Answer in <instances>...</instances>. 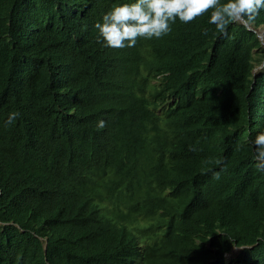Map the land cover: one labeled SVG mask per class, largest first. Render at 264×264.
Masks as SVG:
<instances>
[{"label":"trees","instance_id":"obj_1","mask_svg":"<svg viewBox=\"0 0 264 264\" xmlns=\"http://www.w3.org/2000/svg\"><path fill=\"white\" fill-rule=\"evenodd\" d=\"M133 2L0 0V264H264V47L211 9L103 46L95 24Z\"/></svg>","mask_w":264,"mask_h":264},{"label":"clouds","instance_id":"obj_2","mask_svg":"<svg viewBox=\"0 0 264 264\" xmlns=\"http://www.w3.org/2000/svg\"><path fill=\"white\" fill-rule=\"evenodd\" d=\"M210 9L209 23L215 25L217 31L226 33L232 22L242 21L248 25L255 21L260 10L264 9V0H227L224 3L221 0H135L133 3L114 6L103 15L102 22L95 24V28L102 38L103 46L123 49L134 47L140 38H161L171 31L170 25L177 18L183 23H189L208 13ZM204 35H207V31ZM98 42L101 41L98 39ZM18 115L19 113H11L6 124H11ZM97 126L105 127V121H98ZM250 143L254 148L256 168L264 172V131L258 133ZM206 163L220 161L209 159ZM214 178L219 180L220 174L215 173ZM234 250L238 251L237 254L227 259V255ZM239 250L240 248L233 247L223 254V259L228 262L234 260ZM134 259L141 260L137 255Z\"/></svg>","mask_w":264,"mask_h":264},{"label":"bare ground","instance_id":"obj_3","mask_svg":"<svg viewBox=\"0 0 264 264\" xmlns=\"http://www.w3.org/2000/svg\"><path fill=\"white\" fill-rule=\"evenodd\" d=\"M94 3H95V2H94ZM239 23L242 24L241 22H239ZM189 26H190V24L188 25V27H189ZM244 26H245V25H244ZM247 26L251 29V30H249V29L245 26V27L247 28V30L255 32V35L257 36V34H256V29H257V28H256V29H253V27H252L251 25H249V24H248ZM259 27H261V26H259ZM259 27H258V28H259ZM239 29H240V28H239ZM245 33H247V32H245ZM246 35L248 36V34H246ZM257 38H258V37H257ZM258 40H259V39H258ZM245 41H247V40H245ZM259 42H260L261 46H264L260 40H259ZM246 43H248V42H246ZM255 50H256V49H255ZM255 50H253V51H255ZM253 57H254V56H253ZM253 59H254V58H253ZM117 60H118V59H117ZM161 76H162V75H161ZM159 78H161V77L159 76ZM260 81H261V80H260ZM260 83H261V82H260ZM162 86H163V85H162ZM128 91H129V89H128ZM128 91H127V92H128ZM221 92H222V91H221ZM214 94H215V93H214ZM218 94H221V93H218ZM119 96H120V95H119ZM121 96H122V95H121ZM119 98H120V97H119ZM258 100H259V99H258ZM134 101H135V100H134ZM137 101H138V100H137ZM222 101H223V100H222ZM263 102H264V101H263ZM140 103H141V102H140ZM140 103H139V104H140ZM259 105H260V104H259ZM160 114H162V113L160 112ZM259 119H260V118H259ZM260 122H261V121H260ZM263 123H264V122H263ZM67 126L69 127L70 125H67ZM67 126H66V127H67ZM71 126H72V125H71ZM262 126H263V125H262ZM140 127H141V126H140ZM259 127H260V126H259ZM260 128H261V127H260ZM67 130H68V129H67ZM69 130H70V129H69ZM151 131H152V130H151ZM253 135H254V134H253ZM226 144H227V143H226ZM229 144H230V143H229ZM230 145H231V144H230ZM167 156H168V155H167ZM200 157H201V155H200ZM220 158H221V157H220ZM220 160H221V159H220ZM220 160H219V161H220ZM222 161H223V160H222ZM223 162H225V161H223ZM254 164H255V163H254ZM222 165H223V164H222ZM220 166H221V165H220ZM253 166H254V165H253ZM223 168H224V167H223ZM220 169H221V168H220ZM199 170H200V169H199ZM215 170H216V171H219V169H218V170L215 169ZM225 170H226V169H224L223 171L225 172ZM228 170H229V168H228ZM216 171H215V172H216ZM223 171L221 170V172H223ZM226 171H227V170H226ZM226 173H228V172H226ZM221 174H222V173H221ZM224 174H225V173H224ZM66 175H67V174H66ZM186 176H187V175H186ZM259 180H260V179H259ZM135 188H136V187H135ZM135 188H134V189H135ZM169 188H170V187H169ZM136 189H137V188H136ZM168 194H170V193H169V190H168ZM108 195H109V194H108ZM108 195H107V196H108ZM101 197H102V196H101ZM119 198H120V197H119ZM103 199H104V198H103ZM106 199H108V198H106ZM113 199H114V198H113ZM104 200H105V199H104ZM105 201H106V200H105ZM108 202H109V201H108ZM108 202H107V203H108ZM110 202H111V199H110ZM110 202H109V203H110ZM237 202H238V201H237ZM114 204H115V203H114ZM178 204H179V203H178ZM176 207H177V206H176ZM210 207H211V206H210ZM207 208H208V207H207ZM218 208H219V207H218ZM174 209H175V208H174ZM209 209H210V208H209ZM103 210H106V208H104ZM109 210H110V209H109ZM109 210H106V211L110 212ZM113 210H114V209H113ZM116 210H117V209H116ZM170 210H171V209H170ZM176 210H177V209H176ZM202 210H203V209H202ZM205 210H206V209H205ZM207 210H208V209H207ZM207 210H206V212H207ZM220 210H221V212L223 211L222 209H220ZM220 210H219V211H220ZM227 210H228V209H227ZM106 211H105V212H106ZM210 211H211V210H210ZM217 211H218V209H217ZM102 212H103V211H102ZM239 212H241V209L239 210ZM261 212H262V211H261ZM103 213H104V212H103ZM103 213H102V214H103ZM113 213H114V212H113ZM115 213H117V212H115ZM208 213H209V212H208ZM218 213H219V212H218ZM230 213H231L232 215H234L235 212H234V213L230 212ZM99 214H101V212H99ZM225 214L227 215L228 213H223V214L220 213L221 216H222V215H225ZM238 214H239V213H238ZM244 214H245V213H244ZM117 215H118V213H117ZM207 215H208V214H207ZM229 215H230V214H229ZM235 215H236V214H235ZM115 216H116V214H115ZM209 216H210V215H209ZM236 216H237V215H236ZM240 216H241V214H240ZM245 216H246V215H245ZM113 217H114V215H113ZM227 217H229V216H227ZM227 217H226V218H227ZM237 217H238V216H237ZM180 219H181V216H180ZM213 219H214V218H213ZM216 219H217V218H216ZM221 219H222V218H221ZM229 219H230V218H229ZM236 219H237V218H236ZM84 220H85V219H84ZM100 220H101V219H100ZM108 220H109V219H108ZM219 220H220V219H219ZM223 220H224V219H223ZM238 220H239V219H238ZM241 220H242V219H241ZM115 221H116V220H115ZM117 221H118V220H117ZM120 221H121V220H120ZM120 221H119V222H120ZM185 221H186V220H185ZM188 221H190V220H188ZM210 221H211V219H210ZM210 221H209V222H210ZM212 221H213V220H212ZM221 221H222V220H221ZM224 221H226V223H227V220H224ZM236 221H237V220H236ZM100 222H101V221H99V222H97V223H100ZM123 222H124V221H123ZM123 222H122V223H123ZM219 222H220V221H219ZM232 222H233V221H232ZM241 222H242V223H243V222L245 223L246 221H241ZM250 222H251V221H250ZM112 223H113V222H112ZM202 223H203V222H202ZM215 223H216V222H215ZM217 223H218V221H217ZM226 223H225V225H226ZM230 223H231V222H230ZM242 223H241V224H242ZM246 223H248V222H246ZM246 223H245V224H246ZM140 224H141V223H140ZM218 224L221 225V223H218ZM218 224H217V225H218ZM241 224H240V225H241ZM248 224H249V223H248ZM83 225H85V224H83ZM210 225H212V223H211ZM215 225H216V224H215ZM229 225H230V224H229ZM229 225H228V226H229ZM86 226H88L87 228H89V225H86ZM113 226H114V225H113ZM126 226H127V225H126ZM200 226H201V224H200ZM203 226H206V224L203 225ZM228 226H227V227L224 226V227L227 229ZM230 226H231V225H230ZM236 226H237V225H236ZM249 226H252V225H249ZM249 226H248V228H249ZM254 226H255V225H253V229L256 228V227H254ZM90 227H91V226H90ZM218 227H219V225H218ZM218 227H217V228H218ZM241 227H242V226H241ZM243 227H244V225H243ZM262 227H263V226H262ZM114 228L117 229V228H116V225H115ZM225 228H224V229H225ZM232 228H233V226H232ZM239 228H240V226H239ZM244 228H245V227H244ZM244 228H243V229H244ZM260 228H261V227H260ZM263 228H264V227H263ZM263 228H262V230H263ZM83 229H84V228H83ZM115 229H114V230H115ZM222 229H223V228H222ZM230 229H231V228H230ZM117 230H118V229H117ZM246 230H247V229H246ZM115 231H116V230H115ZM124 231H125V230H124ZM130 231H131V230H130ZM195 231H196V230H195ZM224 231H225V230H222V232H224ZM229 231H230V230H229ZM239 231H240V230H238V232H239ZM242 231H244V230H242ZM220 232H221V230H220ZM227 232H228V231H227ZM238 232H236V234H238ZM249 232H251V231H249ZM260 232H261V231H260ZM121 233H122V232H121ZM214 233H215V232H214ZM217 233H218V232H217ZM239 233H240V232H239ZM241 233H242V232H241ZM241 233H240V234H241ZM257 233H259V231H257L256 234H257ZM77 234H79V233H77ZM81 234H82V233H81ZM113 234H114V233H113ZM115 234H116V233H115ZM137 234H138V233H137ZM226 234H227V233H226ZM230 234H233V231H232V233H230ZM234 234H235V233H234ZM234 234H233V235H234ZM85 235H86V234H84V236H85ZM111 236H112V235H111ZM146 236H148V235H146ZM223 236H224V235H223ZM225 236H226V235H225ZM80 237H81V236H80ZM136 237H138V236L136 235ZM151 237H152V236H151ZM227 237H228V236H227ZM227 237H226V238H227ZM247 237H248V236H247ZM77 238H78V237H77ZM83 238H85V237H83ZM112 238H114V237L112 236V237L110 238V241H111ZM206 238H207V237H206ZM222 238H223V237H222ZM222 238H221V239H222ZM244 238H245V237H244ZM249 238H250V237H249ZM257 238H258V237H257ZM79 239H80V238H79ZM81 239H82V238H81ZM88 239H89V238H87V240H88ZM119 239H120V238H119ZM122 239H123V238H122ZM132 239H133V238H132ZM195 239H196V238H195ZM199 239H200V238H199ZM240 239H241V238H240ZM114 240H115V239H114ZM139 240H140V239H139ZM206 240H207V239H206ZM98 241H100V240H98ZM108 241H109V239H108ZM110 241H109V242H110ZM121 241H122V240H121ZM194 241H195V240H194ZM230 241H231V240H230ZM94 242H95V241H94ZM94 242H92L93 244H91V245H94ZM101 242H102V241H101ZM137 242H138V241H137ZM137 242H136V243H137ZM143 242H144V241H143ZM186 242H187V241H186ZM83 243H85V242H83ZM110 243H112V242H110ZM139 243H140V242H139ZM141 243H142V242H141ZM230 243L233 244V242H230ZM87 244L89 245V242H87ZM100 244H101V243H100ZM114 244H115V242H114ZM116 244H117V243H116ZM225 244H227V243H225ZM232 244H231V245H232ZM247 244H248V243H247ZM85 245H86V244H85ZM107 245H108V244H107ZM111 245H113V244H111ZM141 245H142V244H141ZM223 245H224V244H223ZM102 246H103V245H102ZM102 246H99V247L102 248ZM105 246H106V244H105ZM108 246H109V245H108ZM137 246H138V245H137ZM221 246H222V244H221ZM235 246H236V245H235ZM87 247H88V246H87ZM134 247H135V246H134ZM187 247H188V246H187ZM201 247H202V246H201ZM219 247H220V246H219ZM222 247L224 248V247H226V246L224 245V246H222ZM89 248L91 249L92 246L89 247ZM94 248H95V247H94ZM94 248H93V249H94ZM142 248H143V247H142ZM142 248H141V249H142ZM202 248H203V247H202ZM85 249H86V247H85ZM90 249H89V250H90ZM93 249H92V250H93ZM95 249H97V248H95ZM95 249H94V250H95ZM144 249H145V248H144ZM207 249H208V248H207ZM219 249H220V248H219ZM219 249H218V250H219ZM221 249H222V248H221ZM225 249H226V248H225ZM124 250H125V249H124ZM122 251H123V250H122ZM138 251H139V250H138ZM216 251H217V250H216ZM219 251H220V250H219ZM222 251H223V250H222ZM208 252H209V251H208ZM213 252H214V250H213ZM226 252H227V250H226ZM239 252H240V251H239ZM121 253H122V252H121ZM240 253H241V252H240ZM53 254H54V253H53ZM119 254H120V253H119ZM123 254H124V253H123ZM133 254H134V253H133ZM140 254H141V253H140ZM231 254H232V253H231ZM231 254H230V255H231ZM238 254H239V253H238ZM120 255H121V254H120ZM134 255H135V254H134ZM204 255H206V253H205ZM204 255H203V256H204ZM215 255H216V254H215ZM218 255H219V253H218ZM218 255H217V256H218ZM50 256H51V253H50ZM210 256H212V255L210 254ZM118 257H119V256H118ZM120 257H121V256H120ZM227 257H228V256H227ZM229 257H230V256H229ZM212 258H213V260H214V257H212ZM236 258H237V257H236ZM240 258H241V257H240ZM104 259H105V258H104ZM123 259H124V258H123ZM147 259H148V258H147ZM204 259H205V258H204ZM108 260H109V258H108ZM133 260H134V258H133ZM117 261H118V260H117ZM119 261H120V260H119ZM123 261H124V260H123ZM138 261H139V260H138ZM101 262H102V261H101ZM120 262H121V261H120ZM203 262H204V261H203ZM221 262H222V261H221ZM235 262H236V261H235ZM114 263H115V262H114ZM222 263H224V262H222ZM225 263H226V261H225ZM108 264H109V262H108ZM111 264H113V263H111ZM115 264H116V263H115ZM117 264H118V263H117ZM122 264H123V262H122ZM137 264H138V262H137Z\"/></svg>","mask_w":264,"mask_h":264},{"label":"rangeland","instance_id":"obj_4","mask_svg":"<svg viewBox=\"0 0 264 264\" xmlns=\"http://www.w3.org/2000/svg\"><path fill=\"white\" fill-rule=\"evenodd\" d=\"M262 31H264V26H261V27L257 28L256 29V34L262 32ZM263 42H264V38H263ZM262 47H264V46H262ZM262 66H263V62H261L259 65L255 66L254 69H253V73H256V72L260 71L262 69ZM237 252L238 251H236V250L232 251L231 252L232 254L231 253H230L231 255L228 254L227 255L228 257H226V258L227 259H231L235 254H237Z\"/></svg>","mask_w":264,"mask_h":264},{"label":"water","instance_id":"obj_5","mask_svg":"<svg viewBox=\"0 0 264 264\" xmlns=\"http://www.w3.org/2000/svg\"><path fill=\"white\" fill-rule=\"evenodd\" d=\"M241 22L243 25H245L242 21H239ZM249 30H251L247 25H245ZM257 37L258 39L262 42V44L264 45V42H263V38H264V31L260 32L257 34Z\"/></svg>","mask_w":264,"mask_h":264}]
</instances>
